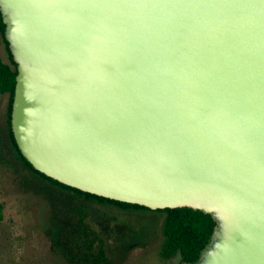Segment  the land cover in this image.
Masks as SVG:
<instances>
[{
	"label": "water",
	"instance_id": "obj_1",
	"mask_svg": "<svg viewBox=\"0 0 264 264\" xmlns=\"http://www.w3.org/2000/svg\"><path fill=\"white\" fill-rule=\"evenodd\" d=\"M11 128L85 192L212 216L180 264H264V0H0Z\"/></svg>",
	"mask_w": 264,
	"mask_h": 264
},
{
	"label": "rangeland",
	"instance_id": "obj_2",
	"mask_svg": "<svg viewBox=\"0 0 264 264\" xmlns=\"http://www.w3.org/2000/svg\"><path fill=\"white\" fill-rule=\"evenodd\" d=\"M0 56L9 61L4 42L0 43ZM7 104L8 94L0 95V264H82L75 259L68 260L50 240L47 231L52 230L50 203L54 199L51 192L42 189L41 182L26 176L27 170L7 152L8 147L2 148L1 140L8 124ZM53 193L56 191L53 190ZM96 205H93V210H100L101 217L97 216V220L101 222L109 216L112 222L126 223L132 229L144 225L148 234L152 232L147 235L145 245H133L127 249L110 240L113 244H110L112 247L108 256L113 264L171 263L160 256L161 243L155 238L162 213L143 211L124 214L117 207ZM116 227L117 237H124L127 232L125 226ZM101 228L105 229V225ZM122 252L126 253L124 258H120Z\"/></svg>",
	"mask_w": 264,
	"mask_h": 264
},
{
	"label": "trees",
	"instance_id": "obj_3",
	"mask_svg": "<svg viewBox=\"0 0 264 264\" xmlns=\"http://www.w3.org/2000/svg\"><path fill=\"white\" fill-rule=\"evenodd\" d=\"M5 23L3 21L2 13L0 11V43L4 42L9 54V61L0 56V95L8 94L7 104V121L11 134L10 151L11 155L22 164L28 173L35 175L38 179L44 180L52 188L72 191L77 196L84 197L89 201H95L101 205H114L122 210L134 211H151L163 214L162 227L164 239L160 254L163 258L175 257L176 263L180 264L183 261H194L200 254L202 249L209 242L215 227V221L212 216L202 210H196L190 207H176L164 209H151L149 207L123 202L119 200L110 199L104 196H99L93 193L85 192L78 188L63 184L56 179H53L46 174L36 170L32 164L22 155L17 142L14 138L11 128V112L14 99L17 64L13 60V56L9 49L8 41L5 38ZM88 206L79 207L81 213V220H87ZM79 230L82 231L85 237L89 240H72L75 249V254H68L61 250L66 258H73L79 263H94L105 262L106 264H113L106 251L107 240H92L93 236L98 237L89 225H79ZM89 227V228H88ZM91 230L93 234L88 233ZM56 236L57 230H54ZM90 232V231H89ZM100 236V235H99ZM59 247H61L59 245ZM79 247V248H78ZM81 247V248H80Z\"/></svg>",
	"mask_w": 264,
	"mask_h": 264
},
{
	"label": "flooded vegetation",
	"instance_id": "obj_4",
	"mask_svg": "<svg viewBox=\"0 0 264 264\" xmlns=\"http://www.w3.org/2000/svg\"><path fill=\"white\" fill-rule=\"evenodd\" d=\"M3 139L1 140L2 142V148L8 147L7 152L10 151V143H11V134L9 130V125L7 124V128L3 132ZM6 141V142H5ZM4 144V145H3ZM26 176L32 177L38 182H41V188L46 190L47 192H51L50 194L52 195L54 201L50 203L51 206V211H52V217L50 221V229L51 231H47L48 235L50 236V240L53 241V244L55 246L59 245L61 250L68 254H75V249L71 241L72 240H89L88 237H85L84 233L79 230V225H89L91 229L98 234V237L93 236L92 240H107L106 242V251L108 254L111 252V245L114 242H117L118 245L121 246H126V248H130L133 245H145L146 243V238L148 234V229L145 228L146 226L142 225L137 228H130L126 223L120 224V222L111 221V218L108 216L107 220L104 218L105 221H99L97 220V216L101 217L100 215V210L94 211L93 210V205L98 204L95 201H89L85 199L84 197L77 196L75 193L72 191H67L64 190L63 188L61 189H55L52 188L51 185H48L44 180H40L35 175L33 174H28L26 173ZM43 182V183H42ZM53 190L56 191V193H53ZM100 205V204H99ZM85 207L88 206V215H87V220H81V213L79 212L78 208L79 207ZM97 206V205H96ZM107 208L113 207L115 208L116 206L114 205H105ZM119 208V207H117ZM121 211H123L124 214H130L131 212H142V211H134V210H122L119 208ZM117 224V225H116ZM105 225V229H102L101 226ZM125 226L126 228V234L124 237H117V227L116 226ZM89 228V227H88ZM54 230H57L56 236H53L55 234ZM90 231V232H89ZM88 233L93 234L91 230H89ZM115 234V235H114ZM100 235V236H99ZM157 241L159 240L161 243L160 246V251L162 247V242L164 239V233H163V227H162V221L160 223V226L158 228L156 237ZM111 244V245H110ZM79 248V247H78ZM81 248V247H80ZM124 251V250H123ZM125 252H122L120 255V258H124ZM66 256V255H65ZM161 256V254H160ZM162 257V256H161ZM163 258V257H162ZM166 259L167 261H171L170 264H175L176 260L175 257H170V258H163ZM68 260H74L73 258H68ZM83 264H89V263H83ZM91 264H106L105 262H94Z\"/></svg>",
	"mask_w": 264,
	"mask_h": 264
}]
</instances>
